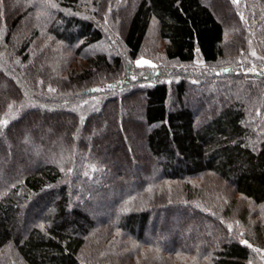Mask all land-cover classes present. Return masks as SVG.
<instances>
[{"label":"trees","instance_id":"1","mask_svg":"<svg viewBox=\"0 0 264 264\" xmlns=\"http://www.w3.org/2000/svg\"><path fill=\"white\" fill-rule=\"evenodd\" d=\"M120 1L0 0V264H264V0Z\"/></svg>","mask_w":264,"mask_h":264},{"label":"rangeland","instance_id":"2","mask_svg":"<svg viewBox=\"0 0 264 264\" xmlns=\"http://www.w3.org/2000/svg\"><path fill=\"white\" fill-rule=\"evenodd\" d=\"M90 1H92V0H90ZM202 1H205V0H202ZM231 1H233L234 6H236V7L238 6V8L240 10L243 7L242 12L240 14V18L243 19L242 20L243 24L246 23V21L248 22V20H246V18H245L246 17L245 16L246 11L244 13V7H245V4H246V0H235V2H234V0H231ZM82 2H84V1H82ZM120 2H122L123 5H125L126 3H130L131 4L132 0L131 1H129V0H121ZM209 2H211V5H212L215 13L219 17H221L222 21L225 23V38H226L227 42L234 41L235 39H233V38L237 37L236 34L239 35V33H238L239 32V28L238 27L240 26V24L237 26V25H235L234 21H230L231 18H229L230 16H228L230 14V6H228L227 3L224 2V0H209ZM231 4H232V2H231ZM34 6L36 7V3L34 4ZM110 11L111 10H109V12ZM33 13H34V16H31V18L34 17L32 19L34 21L35 20V15L37 13H35V12H33ZM109 15L110 14L108 13V15L104 16V18L102 20V23H103V25L106 28V29L104 28V30H106V36H105L106 40H103V42L101 44H99V45L97 44L96 46H93V48L91 49V52L101 49V51H103V52L107 51L108 53H115V50L112 47H110V46H112V43H110L111 42L110 40L112 39V35H111L110 31L112 30L113 27L115 29L116 19H115V22L113 23V21H112L113 17L111 19L110 18L111 16H109ZM233 18H237L238 19L237 16H235ZM23 28H24V24L19 25V27L17 28L16 34L22 33ZM46 29H47V26H46ZM117 31L115 32V34H117ZM41 32L45 33L46 30H42ZM250 37L252 38V36L249 35V38ZM249 38H248L247 41H248L249 44H252L253 42L251 40H249ZM46 42H47V44L48 43L49 44L50 43L53 44V46L55 47L54 50H55V52H57V54H56V56L58 57L57 59H61L63 57H67V58H71V59L73 58L74 59V57H76L75 51H74V47H72L70 45H67L65 43H62V42H60L58 40H55V39H53V37H50V36H47ZM162 46H163V41H162V39L160 38V35H159L158 23L155 20H153L151 22V24H150V28H149V31H148L146 43L144 44L143 52H142V54L138 57V59L135 62L136 65H137L136 67L141 68V69H146L148 67H152V66L158 65L159 62H156V60L158 58H160L159 51L161 52ZM249 47L247 46V48H249ZM249 50L251 51V54H253V55H250V57H252L254 55H259V54H256V53H259V50H258L256 45L252 44ZM228 58L229 57L225 58V62H227ZM245 58L249 59V56L246 55ZM233 59L234 58H232V60ZM138 61H147L149 63H139L138 64L137 63ZM57 63H59V64L56 65V68H58V67L62 68V66H63L62 62L59 61ZM194 65H196L197 67L204 65V60H203V57L200 54V52L196 53ZM193 94H194L193 97L194 98L196 97V99H199L202 94L205 95V97L207 98V101L203 102L202 105L199 104V102H197V104H199V106H198V108L197 107H195V108L199 112H201V107L206 106L207 103L208 104H211V103L216 104V102H217L216 94H213L212 92L211 93L210 92H204V91L198 89L197 91H194ZM140 110H141V107L136 109L135 114H140ZM157 172H159V171L157 170ZM108 197H109V200H111V203H112L113 199L116 198V194H111ZM252 208L254 209L256 207L252 206ZM110 216H111L110 212L106 211V213H105V212L101 211L99 217L100 218H110Z\"/></svg>","mask_w":264,"mask_h":264},{"label":"snow or ice","instance_id":"3","mask_svg":"<svg viewBox=\"0 0 264 264\" xmlns=\"http://www.w3.org/2000/svg\"><path fill=\"white\" fill-rule=\"evenodd\" d=\"M234 2H235V0H234ZM52 6H53V7H55V5H54V4H53ZM137 63L139 64V63H149V62H147V61H138ZM7 123H8V121H7V120L3 121V124H4V125H6ZM244 243H247V242H246V241H244Z\"/></svg>","mask_w":264,"mask_h":264}]
</instances>
